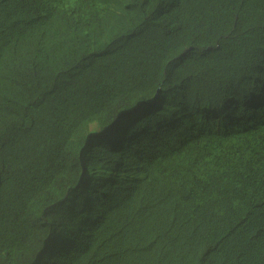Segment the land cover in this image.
Masks as SVG:
<instances>
[{"label":"clouds","instance_id":"9594fccd","mask_svg":"<svg viewBox=\"0 0 264 264\" xmlns=\"http://www.w3.org/2000/svg\"><path fill=\"white\" fill-rule=\"evenodd\" d=\"M51 2L56 9L47 11L35 0H0V155L40 131L33 123L41 109L72 129L66 151L69 153V146H73L75 157L71 159L66 153V167L45 190L60 223L71 222L74 227L66 236L50 230L52 245L64 251L79 250L80 243H84L101 258L103 250L114 249L112 242H116L117 264H150L152 258L159 256L155 239L161 220L169 216L182 230L184 245L192 255L215 261L227 245L216 248L202 238L200 218L205 207L198 194L172 198L171 203L164 204L165 196L147 177L195 141L198 143L193 161L199 167L208 152L216 150V140L222 133L263 125L264 108L256 105L264 99V93L243 98L237 92V99L218 97L205 104L190 101L188 109L195 108L200 114L187 120L181 113L171 126L151 135L147 133L134 143V127L147 123L144 114L170 102L180 104L195 93L187 85L163 83L137 98L113 95L120 80V58L126 56L130 60L150 51L158 26L143 17L134 19L133 28L130 16L97 9L94 0ZM262 42L259 38L256 45ZM36 73L47 78L48 86H59L54 97L43 100L37 86L16 80ZM151 102L159 104L154 106ZM114 105L117 107L113 108ZM106 109L113 112V118L100 131L90 133L86 141L81 134L74 136L84 122L92 121ZM117 111L120 113L114 116ZM188 121L192 122V129L175 133ZM128 124L131 125L125 128ZM194 131L195 136L182 143L183 132L187 136ZM101 137V151L86 161L84 152L93 139ZM253 146L251 142H241L242 153L248 154ZM251 160L254 178L247 188V209L254 207L264 184V154ZM148 162L151 163L144 171ZM135 174L140 178L135 186H129ZM209 178L227 188L218 194H229L235 188L226 172L210 174ZM127 189L130 191L126 192ZM120 195L124 198L113 205ZM108 207L98 227L100 215ZM48 247L49 242L45 241L40 252L32 254L33 260L45 254ZM5 258L8 264L31 263L25 255L6 254ZM3 259L0 257V264H4Z\"/></svg>","mask_w":264,"mask_h":264},{"label":"trees","instance_id":"16d2710c","mask_svg":"<svg viewBox=\"0 0 264 264\" xmlns=\"http://www.w3.org/2000/svg\"><path fill=\"white\" fill-rule=\"evenodd\" d=\"M35 1L47 11L56 9L52 0ZM94 3L97 9L127 14L132 18L133 28L134 19L143 17L158 26L150 51L130 60L126 56L120 58V80L114 96L137 98L163 83L187 85L195 90L180 104L170 102L144 114L147 123L141 128L134 127V143L147 133L151 135L171 126L181 113L187 120L200 114L195 108L188 109L190 101L205 104L218 97L237 99V92L243 98L264 93V42L256 45L259 38L264 41V0H94ZM197 54L202 57H196ZM16 80L37 86L43 100L54 97L59 90V86H48L46 77L40 73ZM159 102L151 103L155 106ZM256 106L264 108V99ZM107 115L100 121L106 120ZM33 125L40 128L37 134L15 143L9 153L0 155V257L4 258V264H8L6 254L28 256L30 264H117L116 242H112L114 249L103 250L101 258L84 243H80L79 250L64 251L52 245L50 230L66 236L74 227L71 222L60 223L49 206V192L45 190L66 167V153L71 159L75 157L73 146H69V153L66 151L72 129L51 119L42 109ZM102 141V137L91 141L84 152L86 161L101 151ZM216 142V150L208 152L199 167L193 161L198 143L195 141L180 155L156 167L147 178L165 196L164 204L171 203L172 198L198 194L205 207L200 218L202 238L216 248L227 245L226 248L215 261L197 258L191 249H186L182 230L176 227L175 220L164 216L155 239L159 256L152 258L150 264H264V184L254 207L247 209L245 204L248 185L254 178L251 159L264 154V124L222 133ZM241 142L254 144L248 154L242 153ZM93 147L97 150L93 151ZM221 172L233 179L235 188L229 194H218L227 188L209 178L210 174ZM110 207L101 214L103 218ZM101 223L100 219L97 226ZM45 241L49 242L48 250L34 261L32 254H38Z\"/></svg>","mask_w":264,"mask_h":264},{"label":"rangeland","instance_id":"374dc122","mask_svg":"<svg viewBox=\"0 0 264 264\" xmlns=\"http://www.w3.org/2000/svg\"><path fill=\"white\" fill-rule=\"evenodd\" d=\"M119 102H122V101H119ZM207 106H209V104H207ZM114 107H117V105H114ZM106 111H108L107 109L104 110L101 114H104ZM214 111V110H213ZM112 112V111H111ZM120 113V111H117L115 113L114 116H117L118 114ZM96 115L94 117V119L90 122H84L79 128L78 130L74 133V136L76 134H81L83 136V139L84 141H86V139L88 138L89 134L92 133V132H96V131H100L107 123H109L112 118H113V112L110 114H108V119L104 120V121H100V115ZM202 122V121H201ZM192 122L191 121H188L186 122L184 125H182V127H180L175 133H179L185 129H192V126H191ZM104 125V126H103ZM197 128V127H196ZM80 131V132H79ZM90 131V132H89ZM84 133V135H83ZM174 133V134H175ZM196 132H192L190 134H187V136L183 139L182 143H184L185 141H187L188 138H192L193 136H195ZM86 136V137H85ZM136 177L132 179V183H134ZM53 185V182L49 183L48 186L46 188H49Z\"/></svg>","mask_w":264,"mask_h":264},{"label":"bare ground","instance_id":"6f19581e","mask_svg":"<svg viewBox=\"0 0 264 264\" xmlns=\"http://www.w3.org/2000/svg\"><path fill=\"white\" fill-rule=\"evenodd\" d=\"M45 79V78H44ZM47 79V78H46ZM47 84V83H46ZM227 92H229V91H227ZM50 97V96H49ZM220 108V106H218L217 108H215L214 109V111H217L218 109ZM109 113H112L111 111L110 112H108V111H106L104 114H101L100 115V118L102 117V116H105V115H107V114H109ZM104 126V125H103ZM80 132V131H79ZM90 132V131H89ZM183 134H184V132H183ZM83 135H84V133H83ZM86 137V136H85ZM183 137V139L186 137L185 135L184 136H182ZM78 167L79 166H81V163H78V165H77ZM135 185V181H134V183H132V186H134ZM124 198V195H120V196H118V198H116V200L114 201V202H118V200L119 199H123ZM36 203V202H35ZM42 206H43V204H42ZM101 221H103V215H101Z\"/></svg>","mask_w":264,"mask_h":264},{"label":"water","instance_id":"95a60500","mask_svg":"<svg viewBox=\"0 0 264 264\" xmlns=\"http://www.w3.org/2000/svg\"><path fill=\"white\" fill-rule=\"evenodd\" d=\"M137 178H140V176H139V175H137Z\"/></svg>","mask_w":264,"mask_h":264}]
</instances>
